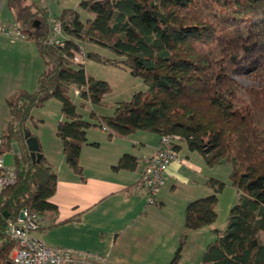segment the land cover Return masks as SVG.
I'll return each instance as SVG.
<instances>
[{
  "label": "trees",
  "instance_id": "16d2710c",
  "mask_svg": "<svg viewBox=\"0 0 264 264\" xmlns=\"http://www.w3.org/2000/svg\"><path fill=\"white\" fill-rule=\"evenodd\" d=\"M5 4L18 27L27 29L44 70L37 91L19 90L6 100L3 150L15 142L20 155L15 158L16 182L0 194V264L8 263L15 246L4 234L8 220L24 209L40 217L57 212L50 202L56 174L42 155L31 161L23 134L31 110L50 99L61 105L56 136L66 164L79 176V154L91 127H105L108 137L138 131L174 134L207 167L228 163L238 199L226 228L213 231L215 240L203 252L201 264H264V0H80L78 7L92 17L82 22L76 10H63L57 20L66 37L63 46L48 42L46 8L26 0ZM81 42L112 51L115 60L93 53L85 58L126 68L142 80L145 91L116 104L110 116L91 112V121L84 120L69 89L75 87L83 102L97 107L110 87L88 76L84 63H71ZM243 76L260 85L242 86L236 77ZM135 167L136 158L125 154L113 169ZM206 186L212 193L184 208L185 230L203 228L217 218L223 183L209 178ZM184 243L182 235L168 264L178 263Z\"/></svg>",
  "mask_w": 264,
  "mask_h": 264
},
{
  "label": "crops",
  "instance_id": "0c3cea01",
  "mask_svg": "<svg viewBox=\"0 0 264 264\" xmlns=\"http://www.w3.org/2000/svg\"><path fill=\"white\" fill-rule=\"evenodd\" d=\"M6 39L10 47L18 49V64L22 68L20 78L13 83L16 89L10 88L5 95L7 100L19 90L37 91L44 64L36 47L26 41L30 39L19 40L3 34H0V56ZM54 130L50 140L43 139L39 131L34 134L28 130L56 174L50 202L57 212L41 216L36 237L50 247L87 252L104 260V264H168L185 235L177 264H201L203 252L215 240L213 231L224 228L217 225L216 206L213 224L185 230L184 208L188 202L212 193L206 182L209 178L219 180L213 173L216 166L207 167L198 153L179 142V161L168 167L156 205L147 206L137 184L145 159L157 148L158 135L138 131L127 137H108L101 128L87 129V143L79 154L82 168L79 176L66 164L56 127ZM125 154L136 158V167L114 170ZM189 250L193 256L188 254Z\"/></svg>",
  "mask_w": 264,
  "mask_h": 264
},
{
  "label": "rangeland",
  "instance_id": "374dc122",
  "mask_svg": "<svg viewBox=\"0 0 264 264\" xmlns=\"http://www.w3.org/2000/svg\"><path fill=\"white\" fill-rule=\"evenodd\" d=\"M28 4L34 3L39 9L46 8L49 14V25L57 21L61 13L65 9H74L78 12L80 20L85 22L92 17L88 12L80 9L78 3L80 0H26ZM0 24L4 27L19 28L22 34H27V29L18 27L15 22L13 13L6 7L5 0H0ZM7 40V39H6ZM31 46L35 44L32 40H26ZM4 44L3 51L0 56V135L4 133L5 123L9 118V110L6 105V93L10 88H15L17 85L13 84L16 79L20 78L22 68L18 64V49L10 47L11 44ZM79 47L87 53L99 55L105 60H115L117 56L107 48L99 46L94 43L81 42ZM35 52V51H34ZM84 70L88 76L98 81L106 82L110 87V92L104 97L100 106L90 107L88 103L83 102L79 97L76 88L71 87L68 91V96L71 102L75 105L77 113L86 121H91L90 113L94 112L97 115L110 116L113 113V108L116 104L121 102H128L132 95L136 92H143L146 86L138 77H134L124 67H118L111 63L97 62L91 59L84 60ZM239 84L244 87H251L260 85L258 80H254L250 76L236 77ZM38 87V86H37ZM29 93H33L30 92ZM61 115V105L57 100L50 99L46 101L43 106L35 107L30 112V118L26 122V129L32 133L39 131V135L45 140H50L53 130L59 121ZM55 131V130H54ZM20 151L18 145L10 143L9 148L5 151V166L12 169L15 166V158L19 157ZM215 167V166H214ZM214 175L223 183V188L218 195L217 213L218 227L226 228L228 213L231 207L237 202L238 194L232 187L229 177L231 167L228 163L217 165L213 169ZM35 235V233H33ZM192 252L189 250V255ZM11 252L9 254V257Z\"/></svg>",
  "mask_w": 264,
  "mask_h": 264
},
{
  "label": "built area",
  "instance_id": "2783aa9c",
  "mask_svg": "<svg viewBox=\"0 0 264 264\" xmlns=\"http://www.w3.org/2000/svg\"><path fill=\"white\" fill-rule=\"evenodd\" d=\"M0 34L19 40L27 39L16 27H4L0 24ZM66 37L59 21L51 25L48 42L63 46ZM85 52L74 53L71 58L73 65L83 64ZM104 132L108 130L101 128ZM179 137L174 134L161 135L153 155L145 159L144 170L137 184V189L143 194L147 206L156 205V197L165 184L167 169L171 163L179 161L176 144ZM4 140L0 135V194L16 182L15 168L5 166ZM23 217H20V214ZM42 224L41 217L27 209L22 210L15 219L8 220L4 234L15 242L7 264H104V260L87 252L66 248L48 246L36 233Z\"/></svg>",
  "mask_w": 264,
  "mask_h": 264
},
{
  "label": "water",
  "instance_id": "95a60500",
  "mask_svg": "<svg viewBox=\"0 0 264 264\" xmlns=\"http://www.w3.org/2000/svg\"><path fill=\"white\" fill-rule=\"evenodd\" d=\"M24 139L26 143L27 150L29 152L30 158L32 162H38L40 159V148L37 142V139L30 134L27 129L23 130ZM20 217H23V214H20Z\"/></svg>",
  "mask_w": 264,
  "mask_h": 264
}]
</instances>
